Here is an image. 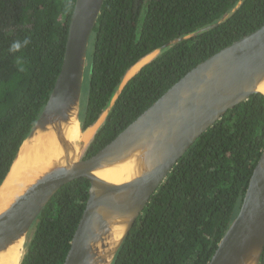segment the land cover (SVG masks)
<instances>
[{"label": "trees", "instance_id": "obj_1", "mask_svg": "<svg viewBox=\"0 0 264 264\" xmlns=\"http://www.w3.org/2000/svg\"><path fill=\"white\" fill-rule=\"evenodd\" d=\"M76 0H0V185L60 73ZM105 0L88 50L83 130L108 108L82 158L112 141L198 63L264 24V0ZM14 45H18L14 47ZM264 150V94L228 110L150 197L112 264H208L239 212ZM85 177L61 186L28 233L20 264H63L89 197ZM259 264H264V251Z\"/></svg>", "mask_w": 264, "mask_h": 264}, {"label": "water", "instance_id": "obj_2", "mask_svg": "<svg viewBox=\"0 0 264 264\" xmlns=\"http://www.w3.org/2000/svg\"><path fill=\"white\" fill-rule=\"evenodd\" d=\"M104 2L75 1L53 91L0 185V255L22 243L23 258L30 228L44 206L61 186L85 177L90 181L89 197L63 264H112L150 197L192 144L228 110L254 93L264 94L260 89L264 84L263 24L198 63L112 141L82 158L91 140H72L66 133L71 125L83 131L79 115L88 50ZM242 2L217 23L163 47L216 27ZM160 50L154 51V57ZM132 76L126 74L102 115L104 119ZM45 132L57 137L63 151L60 161L35 177L25 170L28 179L7 197L6 191L13 185L11 172L24 142ZM125 163L132 165L127 180L114 181L97 173ZM263 251L264 150L239 212L208 264H259Z\"/></svg>", "mask_w": 264, "mask_h": 264}, {"label": "bare ground", "instance_id": "obj_3", "mask_svg": "<svg viewBox=\"0 0 264 264\" xmlns=\"http://www.w3.org/2000/svg\"><path fill=\"white\" fill-rule=\"evenodd\" d=\"M153 57L154 52L143 58L128 71L127 77L132 76L141 66L147 63V61H150ZM260 89L264 92V84ZM104 120V116H101L93 126L83 131H79L71 125L67 127L66 135L72 140L82 139L88 143L94 136L96 129H98ZM62 153V148L54 132L39 133L34 138L27 139L20 150L19 157L11 172L10 179H12L13 185L7 189V197L14 195L15 191L18 189V184L28 179L25 170L35 177L38 172L46 171L53 166L56 160L60 161L59 159ZM97 173L114 181L127 180L132 176V165L130 163H125ZM2 204L3 202L0 199V209ZM20 244L21 245L12 246L8 252L1 254L0 264H20L23 250L22 243Z\"/></svg>", "mask_w": 264, "mask_h": 264}, {"label": "rangeland", "instance_id": "obj_4", "mask_svg": "<svg viewBox=\"0 0 264 264\" xmlns=\"http://www.w3.org/2000/svg\"><path fill=\"white\" fill-rule=\"evenodd\" d=\"M92 45V43H91ZM91 45H90V48H91ZM88 60V58H87ZM90 75V71H88V67L86 65V70H85V78H84V83H83V89H82V97H81V103H84L85 100H86V95H87V80H88V77Z\"/></svg>", "mask_w": 264, "mask_h": 264}, {"label": "clouds", "instance_id": "obj_5", "mask_svg": "<svg viewBox=\"0 0 264 264\" xmlns=\"http://www.w3.org/2000/svg\"><path fill=\"white\" fill-rule=\"evenodd\" d=\"M18 45H14V47H17Z\"/></svg>", "mask_w": 264, "mask_h": 264}]
</instances>
